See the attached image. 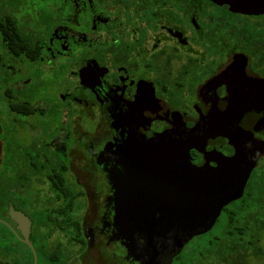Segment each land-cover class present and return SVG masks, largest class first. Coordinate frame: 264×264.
Instances as JSON below:
<instances>
[{
  "label": "flooded vegetation",
  "instance_id": "1",
  "mask_svg": "<svg viewBox=\"0 0 264 264\" xmlns=\"http://www.w3.org/2000/svg\"><path fill=\"white\" fill-rule=\"evenodd\" d=\"M259 100L264 12L0 0V264H160L133 220L210 212L201 198L238 134L262 151L243 196L171 264H264V209L241 206L264 173Z\"/></svg>",
  "mask_w": 264,
  "mask_h": 264
},
{
  "label": "water",
  "instance_id": "2",
  "mask_svg": "<svg viewBox=\"0 0 264 264\" xmlns=\"http://www.w3.org/2000/svg\"><path fill=\"white\" fill-rule=\"evenodd\" d=\"M214 1L246 13L253 11L257 13L264 12V0ZM256 105L260 109L264 108V102H261V100ZM256 105L255 103L251 104L253 109H255ZM142 144L147 145L143 150L144 152L155 151L162 153V149H156L152 145L161 147L164 144L172 143L167 140L157 142L149 140L144 141ZM231 144L236 150L235 155L228 158L218 173L214 175L210 182V189L207 190L210 192L209 197L207 192L201 198V202L205 203L207 199L210 201V212L200 213L199 206L198 213L192 214V218L197 221L189 222L186 225L187 227H192L191 229H186L184 222L180 221L179 217L176 220V224L167 223L166 219L171 220L174 217L173 215L162 213L158 217L157 214L153 213V210L149 213L137 215L136 220H133L140 225L139 231L141 232V237L143 236L145 240V245L152 261H157L160 264H171L173 259L181 253L184 246L193 237L207 233L213 228L225 206L243 196L247 182L253 169L257 166L262 151L261 149L256 150V141L246 134L235 135L231 140ZM182 167L184 168L185 165L183 164ZM182 182L183 184H193L187 179H184ZM195 183L199 184L200 180H197Z\"/></svg>",
  "mask_w": 264,
  "mask_h": 264
},
{
  "label": "trees",
  "instance_id": "3",
  "mask_svg": "<svg viewBox=\"0 0 264 264\" xmlns=\"http://www.w3.org/2000/svg\"><path fill=\"white\" fill-rule=\"evenodd\" d=\"M249 192L252 193L251 194L252 198H250L249 196L246 197L245 202H242L241 206L243 208L251 210V213L253 215H255L257 210L264 209V173L261 174V178L259 180H256L254 185L249 189ZM258 193H260V196L258 195ZM243 216L244 215H242V213H237L235 215L234 214L230 215L229 218L234 219L232 221V223H236L237 220H239V219L241 220ZM254 217L257 218V216H254ZM245 233H247V232H245ZM239 237H241V236L240 235L238 236V234H237L236 237H232V238L225 237V239L235 240V239H240ZM241 238H243V237H241ZM223 246H224V244L218 243V241H214L211 244V247L213 249H216L219 253L221 252V248Z\"/></svg>",
  "mask_w": 264,
  "mask_h": 264
}]
</instances>
